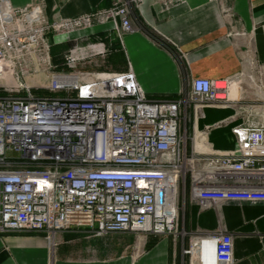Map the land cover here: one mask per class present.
Returning a JSON list of instances; mask_svg holds the SVG:
<instances>
[{
  "label": "built area",
  "instance_id": "2783aa9c",
  "mask_svg": "<svg viewBox=\"0 0 264 264\" xmlns=\"http://www.w3.org/2000/svg\"><path fill=\"white\" fill-rule=\"evenodd\" d=\"M142 1L50 22L40 6L0 0V234L43 233L53 246L73 228L178 240L188 197L203 206L264 203V61L223 79L193 78L173 100L148 97L131 68L76 69L88 51L107 52L111 41L101 38L86 46L79 40L90 37L75 38L62 68L52 66L50 34L71 39L109 24L122 40L136 29L132 15L149 35L133 14ZM160 1L168 8L181 0ZM42 68L51 71V96L21 80ZM13 86L22 92L10 93ZM208 107H230L241 118L235 148L214 149L212 127L199 128ZM185 253L200 264H231L233 236L203 237Z\"/></svg>",
  "mask_w": 264,
  "mask_h": 264
},
{
  "label": "crops",
  "instance_id": "0c3cea01",
  "mask_svg": "<svg viewBox=\"0 0 264 264\" xmlns=\"http://www.w3.org/2000/svg\"><path fill=\"white\" fill-rule=\"evenodd\" d=\"M9 1L15 8L40 6L52 22L108 9L117 0ZM135 14L174 50L139 29L119 40L129 68L152 99L178 96L193 78L223 79L264 61V0H181L168 8L160 0H143ZM110 28L96 25L70 38L91 37ZM235 113L230 107L205 109L199 128L212 127L209 141L214 149L235 148L232 129L242 122ZM180 231L178 240L161 236L151 248H146L148 239L132 232L95 236L86 228H73L58 234L55 246L43 233L0 234V264H200L185 251L192 242L223 231L234 240L231 264H264L263 202L203 206L188 197Z\"/></svg>",
  "mask_w": 264,
  "mask_h": 264
},
{
  "label": "rangeland",
  "instance_id": "374dc122",
  "mask_svg": "<svg viewBox=\"0 0 264 264\" xmlns=\"http://www.w3.org/2000/svg\"><path fill=\"white\" fill-rule=\"evenodd\" d=\"M124 1V0H122ZM134 17H136L135 12H133ZM130 18L133 19V23H134V28L139 29L137 24H136V20H134V18L132 17V15L130 16ZM137 18V17H136ZM131 19V20H132ZM149 32V36L152 35V38H161L158 35H155L153 32H150L149 30H147ZM113 35V38L117 37L116 33H111ZM53 40L56 44H63L66 45L67 50L74 47L76 44V40L75 39H69L68 37L65 36H61V34H54L53 35ZM59 37H64V39H60ZM161 40L163 41L164 39L161 38ZM80 41V45L81 46H86L88 43H94L96 42L95 40H88L86 38L79 40ZM104 41V40H103ZM104 42H110L109 41H104ZM158 43H160L159 41H157ZM50 43H52L50 41ZM52 45V44H51ZM161 46H163L160 43ZM107 52L104 55H96L91 51H88L86 54V57L84 58L86 61L83 62V60L79 61L78 64L76 65V69H82L88 72H103V71H126L129 68V65L127 63V65L125 67H121L119 65H112L108 62V56L110 54V47L107 44ZM170 49L172 52H174L173 48H168ZM66 50V51H67ZM86 53V52H85ZM126 57V56H125ZM53 63V62H52ZM62 61L60 63V65H56V64H52V66L54 65L55 68H62ZM51 71L42 68L40 71H37L36 74L27 76L23 79H21L23 82L26 83V85H28L30 87V90H46L47 89V85L50 81V77H51ZM10 91V93H18L19 91L22 92L21 88H17L16 86H13L11 88L8 89ZM186 128H187V132H188V136L192 137L193 133H192V111L190 108L186 109ZM190 134V135H189ZM191 143V141H190ZM190 143L188 140V147H190Z\"/></svg>",
  "mask_w": 264,
  "mask_h": 264
},
{
  "label": "trees",
  "instance_id": "16d2710c",
  "mask_svg": "<svg viewBox=\"0 0 264 264\" xmlns=\"http://www.w3.org/2000/svg\"><path fill=\"white\" fill-rule=\"evenodd\" d=\"M152 36V35H151ZM53 35H49V40L52 42L51 44V59L52 62L56 65H60L61 61L63 62V54L67 50L66 45L56 44L53 40ZM91 40H97L98 38L103 39L104 41H111L110 47V54L108 56V62L112 65H119L121 67H125L127 65V60L123 49L121 48L120 41L117 37L113 38V35L110 34L108 31L99 32L90 37ZM156 41H159L164 47L172 48L167 42L164 40L162 41L161 38H154ZM34 94L38 96H51L48 91L46 90H33ZM177 96H157L156 99H169L173 100L176 99ZM185 224L187 225V217H185ZM158 241V237H149L146 243V248H151L156 242Z\"/></svg>",
  "mask_w": 264,
  "mask_h": 264
}]
</instances>
